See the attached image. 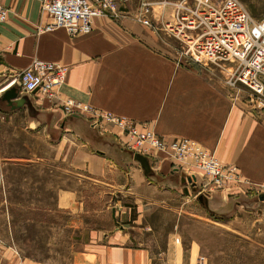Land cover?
Masks as SVG:
<instances>
[{"label":"crops","instance_id":"1","mask_svg":"<svg viewBox=\"0 0 264 264\" xmlns=\"http://www.w3.org/2000/svg\"><path fill=\"white\" fill-rule=\"evenodd\" d=\"M174 1L119 0V18H96L91 34L72 37L64 28L38 32L50 23L43 0H0L9 11L0 88L15 82L10 89L19 91V74L35 61L69 69L55 99L19 91L26 105L12 109L0 95V264H178L186 253L180 226L192 212L213 223L257 212L264 222L262 196L238 184L202 196L203 179L163 155L148 156L146 173L102 119L195 141L264 183V108L229 87L221 74L232 69L178 61L180 42L164 29L173 7L161 5ZM143 5L153 28L136 20ZM69 100L80 107L67 115ZM38 244L48 255L30 253Z\"/></svg>","mask_w":264,"mask_h":264},{"label":"built area","instance_id":"2","mask_svg":"<svg viewBox=\"0 0 264 264\" xmlns=\"http://www.w3.org/2000/svg\"><path fill=\"white\" fill-rule=\"evenodd\" d=\"M161 5L173 7L174 20L166 23L164 29L180 42L177 56L180 63L192 62L203 67L233 65L228 84L245 87L264 106V18L254 20L239 0H178ZM150 7L143 5L136 20L153 28L149 20ZM42 12L50 23L40 27L38 32L64 28L72 37L91 34L96 18L121 15L119 0H43ZM8 17L9 11L0 4V25L6 23ZM68 71L58 64L35 61L19 74V91L55 99L66 83ZM14 83L0 88V95ZM78 107L69 100L64 112L73 114ZM102 119L121 131L125 150L146 157L155 152L164 154L178 169L191 172L194 178L200 176L204 181L201 194L239 184L254 187L258 196H264V183L253 184L246 180L237 166L223 164L195 141L177 138L168 142L153 130L139 128L129 120L112 116ZM5 120V114L0 111V127ZM197 264H205V258L198 259Z\"/></svg>","mask_w":264,"mask_h":264},{"label":"rangeland","instance_id":"3","mask_svg":"<svg viewBox=\"0 0 264 264\" xmlns=\"http://www.w3.org/2000/svg\"><path fill=\"white\" fill-rule=\"evenodd\" d=\"M239 1L246 7L254 20H261L264 18V0ZM232 66L231 64H227V66L224 67L231 69ZM214 67L216 68L217 66ZM221 76L224 77L228 84L230 76L226 73L221 74ZM229 87L231 86L229 85ZM231 88L236 89V87ZM243 88L245 92L250 95L248 100L251 103V108L263 109L264 106L260 104L258 98L248 89L245 87ZM158 155L163 154L155 152L151 154L150 157ZM165 158H167V156ZM167 159L172 162L173 166L179 168L172 160L169 158ZM190 173L191 172L188 174ZM240 186L245 188L244 190H246L247 195L258 196V191L254 187L247 185ZM229 188L230 186H227L222 189L214 190L225 191L229 190ZM207 192L211 193V189ZM201 195L204 196V194ZM196 197L194 192L192 199L195 205L198 204ZM255 206L261 210V205ZM195 213L199 215V211L192 212L193 218L187 217L180 226L186 253L184 260L178 264H197L200 258H205V264H264V222H256L258 219L257 212H253V214L246 216L241 215L240 217L242 220L227 223L223 222V219L220 217L218 218L219 220L217 219V222L213 223L212 220L209 219V216L208 220L210 221L208 222L205 219L194 216ZM170 222H172V219H170L169 224ZM155 247L160 248L163 246ZM27 248L31 254L48 255V248L44 247V245H30L27 246Z\"/></svg>","mask_w":264,"mask_h":264},{"label":"water","instance_id":"4","mask_svg":"<svg viewBox=\"0 0 264 264\" xmlns=\"http://www.w3.org/2000/svg\"><path fill=\"white\" fill-rule=\"evenodd\" d=\"M1 100L8 104L12 109L21 108L26 105V99L21 98L17 88H12L4 93L1 97ZM134 160L139 162L146 173L151 171L150 163L148 157L141 154H133ZM264 200V196H262ZM200 201L203 202V197L200 198Z\"/></svg>","mask_w":264,"mask_h":264},{"label":"bare ground","instance_id":"5","mask_svg":"<svg viewBox=\"0 0 264 264\" xmlns=\"http://www.w3.org/2000/svg\"><path fill=\"white\" fill-rule=\"evenodd\" d=\"M163 156H165L164 154H163ZM166 157V156H165Z\"/></svg>","mask_w":264,"mask_h":264}]
</instances>
